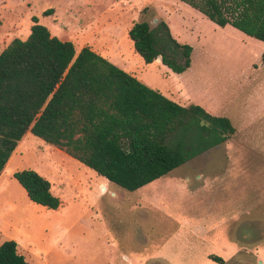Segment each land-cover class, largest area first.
Instances as JSON below:
<instances>
[{"label": "rangeland", "instance_id": "1", "mask_svg": "<svg viewBox=\"0 0 264 264\" xmlns=\"http://www.w3.org/2000/svg\"><path fill=\"white\" fill-rule=\"evenodd\" d=\"M33 15L76 52L88 45L180 105L227 116L235 133L127 191L27 132L0 175V244L14 240L28 264H264V42L181 0H0V50ZM139 20H164L192 46L191 66L146 63L126 32ZM22 169L51 182L57 209L28 199Z\"/></svg>", "mask_w": 264, "mask_h": 264}, {"label": "trees", "instance_id": "2", "mask_svg": "<svg viewBox=\"0 0 264 264\" xmlns=\"http://www.w3.org/2000/svg\"><path fill=\"white\" fill-rule=\"evenodd\" d=\"M181 1L220 27L231 25L264 42V0ZM31 21L26 38H13L0 50V174L30 132L112 184L135 191L235 133L227 116L180 105L90 46L76 52L72 41L53 35L37 16ZM127 36L146 63L160 56L177 74L191 66L192 46L178 42L164 20L154 26L135 21ZM13 178L31 202L60 206L51 182L37 171L17 170ZM0 264L28 263L9 239L0 244Z\"/></svg>", "mask_w": 264, "mask_h": 264}, {"label": "flooded vegetation", "instance_id": "3", "mask_svg": "<svg viewBox=\"0 0 264 264\" xmlns=\"http://www.w3.org/2000/svg\"><path fill=\"white\" fill-rule=\"evenodd\" d=\"M193 234L194 233V231H189V233L188 234ZM222 258V257H221ZM212 260V259H211ZM213 261V260H212ZM215 263H218V264H223V262H224V259L222 258V261L221 262H216V261H214Z\"/></svg>", "mask_w": 264, "mask_h": 264}, {"label": "crops", "instance_id": "4", "mask_svg": "<svg viewBox=\"0 0 264 264\" xmlns=\"http://www.w3.org/2000/svg\"><path fill=\"white\" fill-rule=\"evenodd\" d=\"M35 16H36V15H35ZM38 20H39V19H38ZM39 22H40V23H42V21H41V20H39ZM42 24H44V25H45V23H42ZM48 29H49V28H48ZM29 31H30V30H29ZM50 32H51V31H50ZM126 32H127V31H126ZM28 34H29V33H28ZM26 37H27V36H26ZM26 37H25V38H26ZM105 58H106V57H105ZM107 59H108V58H107ZM108 60H109V59H108ZM110 61H111V60H110ZM111 62H112V61H111ZM113 63H114V62H113ZM114 64H116V63H114ZM116 65H117V64H116ZM120 68H121V67H120ZM130 73H131V72H130ZM1 173H2V172H1ZM0 175H1V174H0Z\"/></svg>", "mask_w": 264, "mask_h": 264}, {"label": "bare ground", "instance_id": "5", "mask_svg": "<svg viewBox=\"0 0 264 264\" xmlns=\"http://www.w3.org/2000/svg\"><path fill=\"white\" fill-rule=\"evenodd\" d=\"M102 188H101V191H106V186H102Z\"/></svg>", "mask_w": 264, "mask_h": 264}, {"label": "water", "instance_id": "6", "mask_svg": "<svg viewBox=\"0 0 264 264\" xmlns=\"http://www.w3.org/2000/svg\"><path fill=\"white\" fill-rule=\"evenodd\" d=\"M157 59H158V60H160V59H161V57H160V56H158V57H157ZM102 189H103V188H102Z\"/></svg>", "mask_w": 264, "mask_h": 264}]
</instances>
